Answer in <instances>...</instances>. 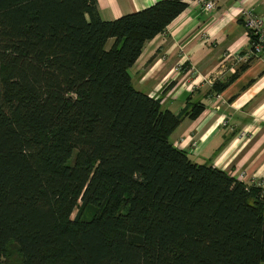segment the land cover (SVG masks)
<instances>
[{"label": "trees", "instance_id": "1", "mask_svg": "<svg viewBox=\"0 0 264 264\" xmlns=\"http://www.w3.org/2000/svg\"><path fill=\"white\" fill-rule=\"evenodd\" d=\"M185 1L104 22L96 0H0V259L264 263V188L169 141L204 105L172 114L131 82Z\"/></svg>", "mask_w": 264, "mask_h": 264}, {"label": "crops", "instance_id": "2", "mask_svg": "<svg viewBox=\"0 0 264 264\" xmlns=\"http://www.w3.org/2000/svg\"><path fill=\"white\" fill-rule=\"evenodd\" d=\"M159 1L96 4L100 19L110 22ZM207 1L215 3L211 12L203 10V0H186L187 7L164 31L144 43L129 70L131 82L136 90L160 99L163 110L172 114L203 104V113L196 120L184 119L170 143L197 164L264 188V57L250 56L242 15L249 12L262 21L264 35V0ZM227 81L221 92L213 90Z\"/></svg>", "mask_w": 264, "mask_h": 264}, {"label": "built area", "instance_id": "3", "mask_svg": "<svg viewBox=\"0 0 264 264\" xmlns=\"http://www.w3.org/2000/svg\"><path fill=\"white\" fill-rule=\"evenodd\" d=\"M202 0H200L201 2ZM202 8L206 12H210L214 9L213 1H204ZM243 22L246 31L253 33L257 37V42L251 45L250 56H258L260 58L264 57V35L261 33L262 21L255 19L249 12H243ZM247 32V33H248ZM250 37V34L248 35ZM246 136V133H242L241 136Z\"/></svg>", "mask_w": 264, "mask_h": 264}, {"label": "rangeland", "instance_id": "4", "mask_svg": "<svg viewBox=\"0 0 264 264\" xmlns=\"http://www.w3.org/2000/svg\"><path fill=\"white\" fill-rule=\"evenodd\" d=\"M203 1L206 2L207 0H203ZM214 9H215V3H214ZM262 28H263V22H262L261 31H262ZM249 34H250V32L247 33V36ZM249 39H250V37H249ZM249 41H250V43L252 45L251 40H249ZM71 161H73V159ZM92 213H93V211H90V210L88 212H85L83 218H86V219L90 218ZM19 262H20V256L18 255L16 248L14 247V245H10L7 248V251L5 253V256L0 259V264H19Z\"/></svg>", "mask_w": 264, "mask_h": 264}]
</instances>
